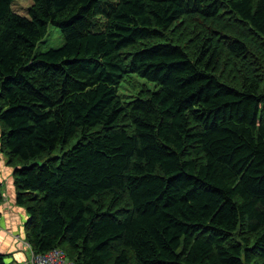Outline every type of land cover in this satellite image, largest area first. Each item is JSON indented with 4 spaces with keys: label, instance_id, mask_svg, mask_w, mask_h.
<instances>
[{
    "label": "trees",
    "instance_id": "1",
    "mask_svg": "<svg viewBox=\"0 0 264 264\" xmlns=\"http://www.w3.org/2000/svg\"><path fill=\"white\" fill-rule=\"evenodd\" d=\"M12 3L0 149L33 251L264 264V0H33L30 17ZM51 24L64 44L36 53ZM133 75L155 88L125 100Z\"/></svg>",
    "mask_w": 264,
    "mask_h": 264
},
{
    "label": "crops",
    "instance_id": "2",
    "mask_svg": "<svg viewBox=\"0 0 264 264\" xmlns=\"http://www.w3.org/2000/svg\"><path fill=\"white\" fill-rule=\"evenodd\" d=\"M8 174V171L6 172ZM3 201L0 207V253L7 264H31V248L27 246L25 223L29 215L12 196V188L1 187Z\"/></svg>",
    "mask_w": 264,
    "mask_h": 264
},
{
    "label": "rangeland",
    "instance_id": "3",
    "mask_svg": "<svg viewBox=\"0 0 264 264\" xmlns=\"http://www.w3.org/2000/svg\"><path fill=\"white\" fill-rule=\"evenodd\" d=\"M33 4V0H13L12 8L15 12L25 16H29V8ZM64 44V37L62 31L59 27L55 25H49L47 34L39 41L36 53L45 52L52 48H59ZM147 86L151 89L155 88V83L148 81L147 79L140 78L136 75H133L129 78V80L123 81L119 88V94L125 100H131L137 97L138 92L141 88ZM76 140H74V143ZM73 143V144H74ZM72 144L65 147V151L72 148ZM62 153V148H59L55 151V154L60 155ZM53 154V155H55ZM50 157L49 154L43 156L38 163L45 162ZM34 161H31L33 163ZM14 168L8 163L7 154L0 149V185L8 184L12 188V196L16 198V188L14 185ZM8 171V174L6 173Z\"/></svg>",
    "mask_w": 264,
    "mask_h": 264
},
{
    "label": "built area",
    "instance_id": "4",
    "mask_svg": "<svg viewBox=\"0 0 264 264\" xmlns=\"http://www.w3.org/2000/svg\"><path fill=\"white\" fill-rule=\"evenodd\" d=\"M27 246L31 248V264H75L61 248H54L44 253H35L29 242H27Z\"/></svg>",
    "mask_w": 264,
    "mask_h": 264
}]
</instances>
